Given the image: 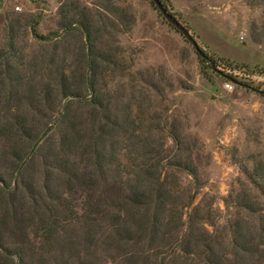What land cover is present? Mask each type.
<instances>
[{"label":"rangeland","instance_id":"rangeland-1","mask_svg":"<svg viewBox=\"0 0 264 264\" xmlns=\"http://www.w3.org/2000/svg\"><path fill=\"white\" fill-rule=\"evenodd\" d=\"M160 1L202 52L220 60L223 67L209 69L152 0H0V64L4 55L11 57L12 65L28 64L45 49L48 61L54 41L37 43L29 35L30 17L36 14L40 15L35 26L38 34L50 38L59 34L55 41L62 59H55V64L83 70L82 55L97 56L91 66L96 89L92 98L103 105L96 107L94 116L95 130L105 126L103 174H98L93 152L82 138L63 156L76 179L56 171L51 175L77 213L61 226L60 241L68 245L55 260L59 264H75L79 256L92 264H122L124 254L138 249L134 243L104 247L103 219L93 240H88L78 214L105 183L124 181V172L136 171L142 163L151 169L156 166L161 179L176 182L181 191L194 196L192 205L197 208L191 213L205 214L210 206L215 226L204 223L205 228L221 235L227 225L239 221L251 229L254 240H264V96L260 92L264 90V0ZM70 20L78 28L62 32ZM83 32L92 39L91 45L84 42ZM81 85L77 92L82 91ZM69 108L86 136L89 106L75 99ZM60 128L70 129L66 122ZM172 136L179 140V153L189 155L196 167V180L168 166L178 153ZM50 137L58 146L56 135ZM142 144H148L146 149L136 148ZM241 198L254 202L256 212L239 207ZM168 240L145 241L141 248L155 254ZM203 248L202 242L197 247L190 244L189 251L197 257L175 251L165 259L199 264ZM153 259L148 257L147 263ZM53 260L50 257L47 264Z\"/></svg>","mask_w":264,"mask_h":264},{"label":"trees","instance_id":"trees-1","mask_svg":"<svg viewBox=\"0 0 264 264\" xmlns=\"http://www.w3.org/2000/svg\"><path fill=\"white\" fill-rule=\"evenodd\" d=\"M39 17L38 14L30 17L29 35L37 43L54 41L47 53L48 61L45 62V49L38 57H31L28 64L12 65L11 57L5 55L0 64V264H47L50 257L54 258L53 264H59L55 260L68 245L60 241L61 226L66 218L77 217L72 204L61 196L51 179L53 171L76 179L68 160L63 158L65 151L84 138L85 146L93 152L98 174L100 177L103 174L100 160L104 153L101 138L105 126H99L97 130L94 126L96 107L103 105L92 98L96 89L91 66L95 65L97 56L84 53L81 57L83 70H69L55 64V59L61 58L55 41L59 34L53 33L52 38L38 34L35 26ZM74 23L70 20L61 28L62 32L76 30L78 26ZM82 37H86L84 42L91 45L89 35L83 32ZM8 47L13 49V37ZM69 55L73 58L71 53ZM200 59L209 69L223 67L220 60L205 53ZM78 84H82L83 93L77 92ZM260 92L264 96V90ZM75 99L89 106L91 123L86 136L80 133L83 130L69 108L70 101ZM64 122L70 129L60 128ZM111 124L115 123L112 121ZM51 134L56 135L58 146L52 141ZM172 137L178 153L168 166L171 164L172 169L184 171L196 180V167L189 155L179 153V140ZM96 142L99 148H96ZM147 145L136 148L146 149ZM124 173L125 180L118 183H105L103 175V189L78 214L81 223L86 225L88 240H93V233L103 219L101 229L106 232H103L101 242L104 247L120 243L136 245L137 250L123 255L122 264H149L150 256L154 257L150 264H176L166 261L167 253L178 251L183 256L197 257L195 251H189V246L197 247L199 242L204 246L199 264H259L264 259V240H254L245 223L229 224L221 235L215 229L205 228L204 223L215 226L211 223L210 206L205 214L191 213L197 208L192 205L194 196L181 191L176 182L161 179L156 166L151 169L149 164L142 163L136 171L129 169ZM257 187L263 190L262 185ZM238 203L248 213L256 212L254 202L248 198H241ZM167 237L169 240L160 245L161 251L155 254L141 248L145 241ZM252 259L256 263H252ZM75 264L92 263L79 256Z\"/></svg>","mask_w":264,"mask_h":264},{"label":"water","instance_id":"water-1","mask_svg":"<svg viewBox=\"0 0 264 264\" xmlns=\"http://www.w3.org/2000/svg\"><path fill=\"white\" fill-rule=\"evenodd\" d=\"M155 8L160 12L161 16L168 22L170 23L175 30L183 37L185 38L193 47L195 52L202 57L204 53L202 50L198 47V44L194 40V38L190 35L188 32L187 28L182 25L177 18L170 12L166 10V8L162 5L160 0H152Z\"/></svg>","mask_w":264,"mask_h":264}]
</instances>
